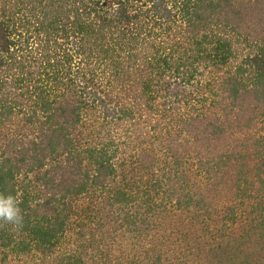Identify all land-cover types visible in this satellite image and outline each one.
Segmentation results:
<instances>
[{
  "label": "trees",
  "instance_id": "1",
  "mask_svg": "<svg viewBox=\"0 0 264 264\" xmlns=\"http://www.w3.org/2000/svg\"><path fill=\"white\" fill-rule=\"evenodd\" d=\"M226 2L0 0V264H264V19Z\"/></svg>",
  "mask_w": 264,
  "mask_h": 264
},
{
  "label": "rangeland",
  "instance_id": "2",
  "mask_svg": "<svg viewBox=\"0 0 264 264\" xmlns=\"http://www.w3.org/2000/svg\"><path fill=\"white\" fill-rule=\"evenodd\" d=\"M225 10L222 12V18L232 19V17L235 16V14H239L238 16V22L241 25V28L243 29L246 34L247 31H251V29H254L256 25H259L261 22H263L264 15L263 13L257 12L254 7L249 8V0H226ZM262 12V11H261ZM216 202V200H214Z\"/></svg>",
  "mask_w": 264,
  "mask_h": 264
},
{
  "label": "clouds",
  "instance_id": "3",
  "mask_svg": "<svg viewBox=\"0 0 264 264\" xmlns=\"http://www.w3.org/2000/svg\"><path fill=\"white\" fill-rule=\"evenodd\" d=\"M22 219L21 209L16 198L0 193V221L15 226L20 224Z\"/></svg>",
  "mask_w": 264,
  "mask_h": 264
}]
</instances>
